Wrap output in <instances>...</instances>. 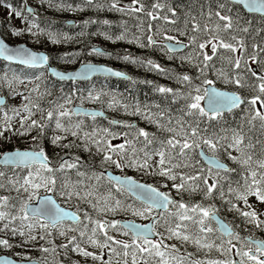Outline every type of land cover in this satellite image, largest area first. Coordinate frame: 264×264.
<instances>
[{
  "label": "snow or ice",
  "instance_id": "1",
  "mask_svg": "<svg viewBox=\"0 0 264 264\" xmlns=\"http://www.w3.org/2000/svg\"><path fill=\"white\" fill-rule=\"evenodd\" d=\"M41 4L128 17L135 23L121 20L118 34L91 35L158 51L189 70L127 51L117 59L176 86L136 81L92 62L58 70L50 54L0 38V61L9 64L0 74V264H264V238L257 235L264 233V0ZM0 5L26 24L11 34L27 33L37 42L45 36L54 45L79 43L89 25L112 26L88 19L72 36L50 22L42 27L27 4ZM87 55L112 53L93 46ZM80 56L66 52L58 59L74 64ZM12 65L40 71L29 76ZM97 74L151 85L166 103H142L95 86L86 93L64 88Z\"/></svg>",
  "mask_w": 264,
  "mask_h": 264
},
{
  "label": "trees",
  "instance_id": "2",
  "mask_svg": "<svg viewBox=\"0 0 264 264\" xmlns=\"http://www.w3.org/2000/svg\"><path fill=\"white\" fill-rule=\"evenodd\" d=\"M27 1H34V4H36V11L39 15V22L42 27H47L48 22L51 23L52 29L60 32L68 33L69 35L76 36L77 33L81 31V25L84 20L88 19H96V20H104L107 19L112 22V26L109 29L108 26L102 25V24H92L89 25L86 29L87 35L84 37L79 38L80 42H69V43H61V44H55L56 47L55 50L50 51V56L52 57V60L54 64L62 67V68H71L72 66H77L81 62L84 61H96V62H104L111 64L115 67H119L125 71H127L131 77L136 81H142V80H152L158 84H163L167 86H173L176 85L172 82L167 80L166 78L156 74L155 72H149L145 68L137 67L133 64H128L124 62L122 59H117V55L122 56L127 51L128 53H131L134 56H144L148 58H152L163 65H165L168 68L175 69L176 71H188V67L185 66L183 68L179 67V61H169L166 57H164L160 52L154 51L152 49H141L135 44H129L126 41H116L112 42L109 40H106L103 36L100 35H91V33H95L97 31H105L109 30L111 33L118 34L121 29L118 27L119 23L123 19H127L129 23V27H131L135 21L132 19H129L128 17H124L119 13L116 12H109L107 10L99 11L94 8H86L83 12L79 11H57L54 8H48L46 4H41V0H5L6 4H11L14 8L22 9L24 6V3ZM70 3L73 5L80 4L81 0H69ZM186 2V0H185ZM121 3L127 4L130 3V0H121ZM3 6V5H2ZM74 17L76 19V23L74 25H67L64 22V19ZM56 18H59L58 20ZM0 23L2 26L5 25H12L8 20L3 19L0 17ZM13 27V26H12ZM132 31H135V28H132ZM5 35V33L3 32ZM175 34V33H172ZM39 42L45 41L47 42V37L41 36ZM183 39V38H181ZM37 41V39H36ZM50 41V40H48ZM51 43V41H50ZM52 44V43H51ZM102 46L104 48L112 50L111 56H96V55H87V51L90 50L93 46ZM38 48H45L44 45L37 44ZM74 53V52H81V56L77 59L76 63L74 64H64L63 61L59 60L58 57L63 55L64 53ZM179 55V54H177ZM13 70L16 71H22L25 75H31L36 72V69H28L21 66L20 69H16L15 65L11 66ZM255 67V66H253ZM9 69L8 62L0 61V74L7 71ZM52 80V79H51ZM93 82V83H92ZM92 82H79L77 85H73L70 83L64 84L65 90H69L72 88L79 87L81 91L84 93L87 92V90L93 86H95L96 89H105L107 91H112L119 94H123V96L127 99L135 98L139 100L142 103H160L164 104L166 103L158 93H154L152 91L151 85L137 83L133 84L129 80L114 78V77H107V76H98L95 78ZM219 87H222V85H219ZM31 87V86H30ZM60 85L57 84L56 88L53 89L54 94L58 93ZM4 92H7V89H4ZM242 95H249L247 92H242ZM79 103V101H77ZM87 104V103H86ZM93 106V105H91ZM96 108H99V106H94ZM257 107H260L258 104ZM106 113L112 117L122 120H127L132 123H137L141 127H146V122H144L142 119L138 117H131L125 115L123 112H112V111H106ZM100 122L107 126V121L101 119ZM150 127V126H148ZM120 141H113V143H119ZM48 151L51 153L52 149L49 148ZM83 155V154H82ZM127 174L136 175L131 170H127ZM139 178V177H137ZM147 182H152L150 178H145ZM7 194V193H2ZM187 199V197H186ZM196 199H199V197H196ZM264 207V206H262ZM228 219L231 220L233 218V214L228 213L227 214ZM130 217V216H129ZM129 217H116L117 219H124ZM139 219V218H136ZM239 222V220H237ZM260 237L264 238V233H257ZM192 249L189 248V251ZM13 251H20V249H14ZM12 254V253H7ZM33 257L39 256L40 253L33 252Z\"/></svg>",
  "mask_w": 264,
  "mask_h": 264
},
{
  "label": "rangeland",
  "instance_id": "3",
  "mask_svg": "<svg viewBox=\"0 0 264 264\" xmlns=\"http://www.w3.org/2000/svg\"><path fill=\"white\" fill-rule=\"evenodd\" d=\"M30 5L31 6L35 5L34 1H31ZM0 17L3 18V19L8 20L12 25H14V27H16V29H24V28H26V24L23 21V17L16 18L14 15L10 16V10L8 8L2 6V5H0ZM4 29L6 31V38L10 42H14V43L26 42L27 44H29L32 47L37 46V44L41 43L42 45L45 46V48L47 50H55L56 49L54 44H51L50 41H48V40H47V42H45V41L37 42L35 37H33V36H31V35H29L27 33H25V34H23V35H21L19 37L13 36L11 34L12 28L10 26H5ZM40 38H42V37H40ZM11 101H12L13 105L20 103V99L19 98L11 99Z\"/></svg>",
  "mask_w": 264,
  "mask_h": 264
},
{
  "label": "water",
  "instance_id": "4",
  "mask_svg": "<svg viewBox=\"0 0 264 264\" xmlns=\"http://www.w3.org/2000/svg\"><path fill=\"white\" fill-rule=\"evenodd\" d=\"M27 6H30V5H27ZM31 7H32V6H31ZM71 22L74 23L75 21H74V20H69V21H68V23L72 24ZM0 38L4 39L5 42H6L7 44H9V46H12V47L19 46L20 44H25L27 47H29L30 49H32V50H34V51H42V50H36V49L32 48L31 46H29V45L26 44V43L12 44V43L8 42V41H7V40L1 35V33H0ZM96 47H99V48L103 49V50L106 51V52H110L109 50H106V49L102 48L101 46H96ZM43 52H45V51H43ZM45 53L48 54L47 52H45ZM92 63L97 64V65H99V66L111 67V68H113L114 70L121 71L120 69L115 68V67H113V66H111V65H108V64H105V63H98V62H92ZM79 66H80V65H79ZM79 66H77L76 68H78ZM74 69H75V68L70 69V70H74ZM58 70H59V68H58ZM97 75H103V74H97ZM127 75H128V74H127ZM86 108H89V107H86ZM138 223H139V222H138ZM8 255H9V254H8Z\"/></svg>",
  "mask_w": 264,
  "mask_h": 264
},
{
  "label": "flooded vegetation",
  "instance_id": "5",
  "mask_svg": "<svg viewBox=\"0 0 264 264\" xmlns=\"http://www.w3.org/2000/svg\"><path fill=\"white\" fill-rule=\"evenodd\" d=\"M0 26H1V24H0ZM1 28H2V30H5V29H4V26H1Z\"/></svg>",
  "mask_w": 264,
  "mask_h": 264
}]
</instances>
